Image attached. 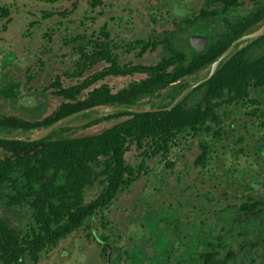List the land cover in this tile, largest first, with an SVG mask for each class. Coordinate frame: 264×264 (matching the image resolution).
Listing matches in <instances>:
<instances>
[{
	"label": "trees",
	"instance_id": "16d2710c",
	"mask_svg": "<svg viewBox=\"0 0 264 264\" xmlns=\"http://www.w3.org/2000/svg\"><path fill=\"white\" fill-rule=\"evenodd\" d=\"M212 1L233 6L238 5L239 0ZM99 3L100 0H91L92 5ZM204 12L205 9H201L194 18L184 20L186 27L182 29L186 28L189 54L174 45L176 37L171 35L165 41L168 54L155 63H121L106 40H100L97 36L73 35L70 42L76 56L72 63V76L83 77L100 61L104 60L108 64L67 86L63 85L60 75H56L51 87L52 93L62 98L60 103L41 118L0 115V133L15 134L16 130L30 132L99 103L138 106L139 99L149 96L147 101H150V107L170 105L190 85L187 82L189 76L210 68L231 41L264 21L263 5L250 15L230 22L229 29L215 39L207 29L205 33L210 34L207 47L201 52H192L188 35L196 27L195 20L202 18ZM0 18H4L3 27L12 20L8 6H0ZM103 34L108 36L105 31ZM262 38L264 33L238 42L211 77L188 91L170 109L144 112L119 109L105 112L83 123V128L112 118L118 119L94 133L78 134L76 128H71L65 121L33 141L0 138V148L6 152L0 157V190L10 186V190L4 192L8 198L6 205L26 204L33 220L26 231H21L0 215V264H25V257L33 264L38 263L42 251L54 248L62 238L79 229L89 217L106 208L119 191L130 186L136 178L134 167L125 158L132 144L148 157L165 154L180 133L186 130L195 134L214 132V128L222 122L220 109L225 104L244 101L246 98L251 100V87L264 89V50L249 58L251 49ZM85 39L88 41L84 42ZM244 42L246 44L242 45ZM157 44L155 41L144 42L142 51L150 48L149 45L153 48ZM134 73H143L144 76L115 91L107 83L94 86L107 76ZM201 89L202 95L194 103L188 104L187 99ZM165 90L166 101L155 103L152 98ZM84 92L85 95L81 97ZM0 94L18 100L15 90L0 89ZM94 111L81 113L75 118L86 117ZM98 163L103 165L100 172L105 175L107 184L94 198L86 200V189L98 175Z\"/></svg>",
	"mask_w": 264,
	"mask_h": 264
},
{
	"label": "rangeland",
	"instance_id": "374dc122",
	"mask_svg": "<svg viewBox=\"0 0 264 264\" xmlns=\"http://www.w3.org/2000/svg\"><path fill=\"white\" fill-rule=\"evenodd\" d=\"M1 5L9 7L14 20L3 27L4 18H0V89L15 90L18 100L32 95L36 102L24 105L0 94V115L17 114L35 119L49 114L62 99L52 93L51 82L56 75H60L63 85L67 86L108 64L103 60L86 71L83 77L72 76V63L76 56L73 52L74 46L70 42L73 35L97 36L100 40H106L121 63H155L168 54L165 41L171 35L176 37L174 45L189 54L185 38L186 28L182 29L185 26L184 20L194 18L201 9H205V12L202 18L195 20L196 27L191 33L205 34L209 29L215 39L217 35L229 29L230 22L234 23L257 11L264 5V0H239L238 5L233 6H225L212 0H100L97 5H92L91 0H0ZM103 31L107 32L108 36L104 35ZM87 41L88 39H85L84 42ZM154 41L158 43L156 46L152 48V45H149L150 48L142 51L144 42ZM244 44L246 43H242ZM263 50L264 38L251 49L249 58ZM209 69L204 68L189 76L187 82H196ZM143 76V73L111 75L94 86L107 83L115 91ZM249 92L254 102L246 98L244 101L225 104L220 113L222 121H235L238 124L245 122L249 130L248 135L251 136L263 128L264 116L258 118L257 109L264 107V89L251 87ZM202 93V89L196 91L187 99V103H194ZM166 97L167 90L152 99L158 104L165 102ZM148 99L149 96L139 99L137 105L150 107ZM94 110H90L94 112L86 117L75 118L78 114L68 119L67 125L76 128L78 134L94 133L118 119L112 118L83 128V123L105 113L102 110ZM236 131L237 127L233 136ZM31 132L33 131L16 130L14 133L29 135ZM219 138V134L211 131L195 134L186 130L178 135L167 153H159L153 157L144 155L141 149L132 144L125 155L126 162L134 167L136 173L132 184L121 189L106 208L89 217L79 229L62 238L57 246L42 251L38 264H85L87 249L90 253L94 248H100L93 238L94 233L107 236L111 240L119 233L113 223L125 230L128 220H124L125 216L124 219L121 217L123 212L132 210L133 217L139 219L145 206L156 207L169 192L173 178L172 172H169L171 162H174L172 168L175 170L191 168V160L199 152L201 145L206 146L209 152L205 167L206 176L216 182L219 178L218 170L226 169L225 156L230 152L239 154L237 150L229 147V140ZM5 154L0 148V157ZM232 158L233 155L230 159ZM239 159H244V156H239ZM102 168L103 165L96 164L98 175L94 183L86 189V200H91L105 188L107 181L105 175L100 172ZM242 173L222 172V176L230 180L229 174H232L245 180L248 172ZM9 190L10 186L0 190V215L12 226L26 231L33 224L31 211L26 204L7 206L8 198L4 192ZM138 205H141V209L137 215ZM118 213L121 216L116 217ZM131 221L130 228L134 232H141L140 223L144 221ZM118 242L123 243V240L119 239ZM105 260L103 255L100 261L103 264ZM27 262L32 264L29 258Z\"/></svg>",
	"mask_w": 264,
	"mask_h": 264
},
{
	"label": "flooded vegetation",
	"instance_id": "af4514ba",
	"mask_svg": "<svg viewBox=\"0 0 264 264\" xmlns=\"http://www.w3.org/2000/svg\"><path fill=\"white\" fill-rule=\"evenodd\" d=\"M262 116L264 107H259L257 117ZM262 127L249 136L245 122L222 121L213 133L229 140V147L239 154L225 156L226 169L218 170L216 182L205 173L206 146H200L191 168L175 170L171 162L168 194L156 207L145 206L139 219L132 210L118 213L116 217L125 216L128 223L125 230L113 223L119 233L111 240L94 233L100 248L90 253L87 249L85 264H102L103 255V264H264V122ZM222 172L248 175L242 180L229 174V180ZM140 209L138 205L137 215ZM131 220L144 221L141 232L130 228ZM24 263L28 264L26 257Z\"/></svg>",
	"mask_w": 264,
	"mask_h": 264
},
{
	"label": "water",
	"instance_id": "95a60500",
	"mask_svg": "<svg viewBox=\"0 0 264 264\" xmlns=\"http://www.w3.org/2000/svg\"><path fill=\"white\" fill-rule=\"evenodd\" d=\"M264 33V21L261 22L255 29L235 38L231 43L228 45V47L211 63L209 72L207 73L206 76L203 78H200L196 82L191 83L188 87H186L174 100L171 102L170 105L165 106V107H141V106H124V105H115V104H110V103H99L95 104L86 108H83L81 110L72 112L68 115H65L54 122H52L50 125L46 127H41L38 129H34L33 132H31L29 135H16V134H4L0 133V138H6V139H20V140H26V141H33L36 139L41 138L45 134L51 132L53 129H55L57 126L60 124L64 123L68 119L90 111V110H102L105 112H112L114 110H119V109H125V110H130L134 112H144V111H155V110H162V109H170L172 108L179 99H181L188 91H190L192 88L196 87L197 85L201 84L203 81L211 77V75L215 72L217 69L219 63L234 49L235 45L243 40L246 39H252L255 38L261 34ZM188 41L190 45V49L192 52H201L203 51L209 41H210V34H196V33H191L188 35ZM20 103L24 105H31L36 102L34 96L32 95H27L24 97L19 98L18 100Z\"/></svg>",
	"mask_w": 264,
	"mask_h": 264
}]
</instances>
